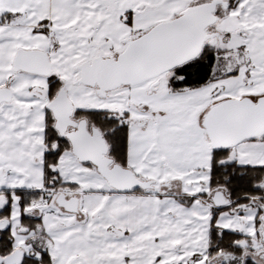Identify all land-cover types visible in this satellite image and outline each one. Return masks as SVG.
Returning a JSON list of instances; mask_svg holds the SVG:
<instances>
[{
  "label": "snow or ice",
  "instance_id": "obj_1",
  "mask_svg": "<svg viewBox=\"0 0 264 264\" xmlns=\"http://www.w3.org/2000/svg\"><path fill=\"white\" fill-rule=\"evenodd\" d=\"M0 264H264V0H0Z\"/></svg>",
  "mask_w": 264,
  "mask_h": 264
}]
</instances>
